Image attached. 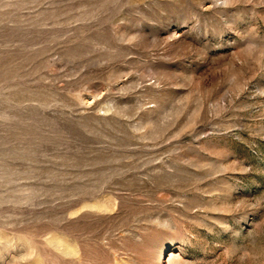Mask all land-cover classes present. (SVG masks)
Masks as SVG:
<instances>
[{
	"label": "rangeland",
	"instance_id": "obj_1",
	"mask_svg": "<svg viewBox=\"0 0 264 264\" xmlns=\"http://www.w3.org/2000/svg\"><path fill=\"white\" fill-rule=\"evenodd\" d=\"M0 264H264V0H0Z\"/></svg>",
	"mask_w": 264,
	"mask_h": 264
}]
</instances>
